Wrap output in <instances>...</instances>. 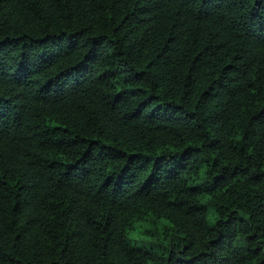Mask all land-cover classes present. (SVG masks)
<instances>
[{
  "label": "trees",
  "instance_id": "16d2710c",
  "mask_svg": "<svg viewBox=\"0 0 264 264\" xmlns=\"http://www.w3.org/2000/svg\"><path fill=\"white\" fill-rule=\"evenodd\" d=\"M0 264H264V0H0Z\"/></svg>",
  "mask_w": 264,
  "mask_h": 264
}]
</instances>
